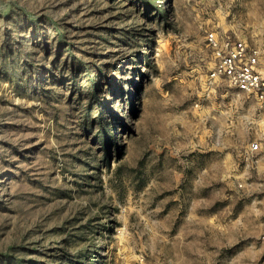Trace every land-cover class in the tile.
Here are the masks:
<instances>
[{"label":"rangeland","instance_id":"obj_1","mask_svg":"<svg viewBox=\"0 0 264 264\" xmlns=\"http://www.w3.org/2000/svg\"><path fill=\"white\" fill-rule=\"evenodd\" d=\"M210 30L264 50V0H0V264H264Z\"/></svg>","mask_w":264,"mask_h":264},{"label":"built area","instance_id":"obj_2","mask_svg":"<svg viewBox=\"0 0 264 264\" xmlns=\"http://www.w3.org/2000/svg\"><path fill=\"white\" fill-rule=\"evenodd\" d=\"M206 41L212 54V67L208 82L218 80L228 83L256 99L259 105L258 124L264 128V50L252 46L242 38L219 35L214 30L206 32ZM243 146L239 158L259 169L264 166V132ZM264 168V167H263ZM264 241V235L262 236Z\"/></svg>","mask_w":264,"mask_h":264}]
</instances>
